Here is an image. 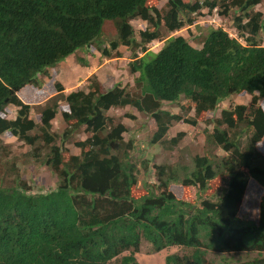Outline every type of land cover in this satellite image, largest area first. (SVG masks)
<instances>
[{
	"label": "trees",
	"instance_id": "obj_1",
	"mask_svg": "<svg viewBox=\"0 0 264 264\" xmlns=\"http://www.w3.org/2000/svg\"><path fill=\"white\" fill-rule=\"evenodd\" d=\"M262 1L0 0V137L8 133L30 147V159L59 180L56 189L43 193L32 192L19 177L14 186L0 185V264H138L142 241L151 253L191 251L168 255L165 264H215L207 261L208 251L253 253L257 257L241 264H264V159L258 150L264 140V46L257 39L264 15L255 10ZM203 10L220 17L233 12L238 38L209 27L197 49L174 35L194 25ZM135 18L147 24L138 39L130 24ZM108 21L115 22L118 38L100 55L117 59L119 47L130 51L137 93L118 84L105 89L95 76L87 91L65 95L55 83L52 96L35 106L38 121L31 118L33 106L20 94L42 87L39 78L49 68L100 39ZM153 42L162 43L157 52L148 48ZM233 95H249L250 103L222 110L212 131H204L207 146L223 155L194 156L191 171L181 177L169 166H154L156 191L148 185L145 195L134 197L136 167L128 153L133 142H125L128 127L108 116L109 110L132 107L149 115L156 125L150 144H162L172 122L197 124L163 111V102L183 96L200 117ZM60 101L67 107L60 113L67 126L61 135L52 130ZM82 127L89 136L76 143L81 155L65 159L62 144ZM182 135L166 143L175 146ZM220 177L227 184L215 203L196 206L170 191L179 184L204 192ZM250 182L261 196L254 218H243Z\"/></svg>",
	"mask_w": 264,
	"mask_h": 264
},
{
	"label": "rangeland",
	"instance_id": "obj_2",
	"mask_svg": "<svg viewBox=\"0 0 264 264\" xmlns=\"http://www.w3.org/2000/svg\"><path fill=\"white\" fill-rule=\"evenodd\" d=\"M163 4L164 1H160L158 7ZM255 9L264 15V0ZM202 15L196 18L194 25L185 27L174 35L182 36L191 46L197 49L201 48L209 27L222 28L231 37L238 38L233 24V12L228 17H220L215 12L207 15V11L203 10ZM130 24L135 31L137 39L138 33L147 27V24L138 18L131 20ZM117 38L118 31L115 22H106L100 39L94 41L90 47L66 58L55 68H49L47 76L39 78L43 83L42 87L36 88L31 86L26 88L20 94V98L23 102L33 106L31 118L38 121L37 107L35 106L44 103L52 96L55 83L62 85L64 89L62 95H65L76 90L87 91L89 81L95 76L105 89H111L118 84L131 93H137L134 83L137 74H132L129 67L131 62L130 51L125 47H119L118 51L122 57L117 59H106L100 55V49L108 47L110 41ZM257 39L264 46V32L260 33ZM161 46V42H153L148 45V48L153 52H157ZM79 60H85L87 66L80 65ZM250 100L249 95H233L222 101L212 114L209 113L200 117H195L193 105L183 96L175 103L163 102L161 106L163 111H167L171 115H180L185 119L195 118L197 121L195 126L182 121L172 122L163 141L167 142L176 137L177 134L182 133V137L175 146H171L166 142L162 144H150L152 136L156 131V125L149 115L139 113L132 107L109 110L108 116L113 117L115 122H121L128 127L129 131L123 136L125 142L129 140L133 142V149L128 151L130 161L136 167V185L132 188V195L134 197L145 195L146 189H149L147 188L148 185L151 187V190L156 191L157 180L154 166H169L172 169L178 170V175L181 177L191 171L194 156H209L208 154H211V152L215 158L222 156L223 152L221 150L207 146L204 131H212L214 121L220 118L222 110L233 108L236 105H248ZM64 109H67L66 104L60 101L57 116L53 121L52 130L60 135L67 128L60 114ZM14 111L15 109L11 108L8 118H14ZM128 114H133L135 119H128L126 117ZM84 129L85 127L79 128L78 131L74 132L62 144L65 159H68L71 155H81L82 151L76 146V143L84 141L89 136ZM30 149V147L8 133L1 135V187L6 188L16 185L17 181L15 179L19 177L35 193L48 192L57 188L59 184L57 176L42 164L30 159V156H28ZM87 149H84V151ZM258 150L264 159V140L258 145ZM13 168L15 169L12 173L11 169ZM182 168H187V171H183ZM226 184L227 179L220 177L209 182L204 192L199 193L196 187H183L179 184H171L170 191L177 199L199 206L202 200L217 202ZM260 196V189L253 182H250L240 210L241 217L254 218ZM173 249L151 253V246L146 241H142L139 252L135 254L136 262L138 264H165V259L168 255L173 253L188 255L191 252L181 247H173ZM255 257H257V254L253 253L219 254L211 251H208L206 255L207 261L214 262L215 264H241L251 261ZM110 264L116 263L111 262Z\"/></svg>",
	"mask_w": 264,
	"mask_h": 264
},
{
	"label": "crops",
	"instance_id": "obj_3",
	"mask_svg": "<svg viewBox=\"0 0 264 264\" xmlns=\"http://www.w3.org/2000/svg\"><path fill=\"white\" fill-rule=\"evenodd\" d=\"M256 8H257V7H256ZM256 11H257V9H256ZM171 249L174 250L173 247H171V248H167V249H164V250H169V251H170ZM164 250H162V251H164ZM166 252H167V251H166Z\"/></svg>",
	"mask_w": 264,
	"mask_h": 264
},
{
	"label": "clouds",
	"instance_id": "obj_4",
	"mask_svg": "<svg viewBox=\"0 0 264 264\" xmlns=\"http://www.w3.org/2000/svg\"><path fill=\"white\" fill-rule=\"evenodd\" d=\"M256 10V9H255ZM214 12H216L215 10H214ZM231 36V35H230Z\"/></svg>",
	"mask_w": 264,
	"mask_h": 264
}]
</instances>
